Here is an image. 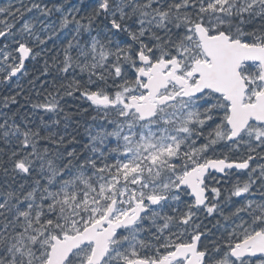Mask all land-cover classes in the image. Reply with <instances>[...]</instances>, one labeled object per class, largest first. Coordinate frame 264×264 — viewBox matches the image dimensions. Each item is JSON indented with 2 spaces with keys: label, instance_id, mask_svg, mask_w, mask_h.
Segmentation results:
<instances>
[{
  "label": "snow or ice",
  "instance_id": "1",
  "mask_svg": "<svg viewBox=\"0 0 264 264\" xmlns=\"http://www.w3.org/2000/svg\"><path fill=\"white\" fill-rule=\"evenodd\" d=\"M0 86V264H264V0H6Z\"/></svg>",
  "mask_w": 264,
  "mask_h": 264
},
{
  "label": "trees",
  "instance_id": "2",
  "mask_svg": "<svg viewBox=\"0 0 264 264\" xmlns=\"http://www.w3.org/2000/svg\"><path fill=\"white\" fill-rule=\"evenodd\" d=\"M43 63V62H42ZM30 67V69H31V65L29 66ZM37 68H39V67H41V63L39 64V65H37L36 66ZM34 74H36V75H39V73L38 72H35ZM50 79V78H49ZM21 84L23 85V87H24V89H25V95H27L28 94V92H29V89L31 88V85H29L28 84V80L27 79H23V80H21ZM3 87V86H2ZM2 89V88H1ZM2 94H4V92L3 91H0V95H2ZM36 97H35V94L34 93H32V99H35ZM24 101H23V98H21V103H23Z\"/></svg>",
  "mask_w": 264,
  "mask_h": 264
}]
</instances>
